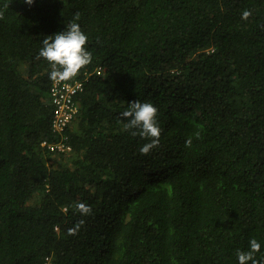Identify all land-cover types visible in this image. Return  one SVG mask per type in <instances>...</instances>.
<instances>
[{
  "label": "trees",
  "instance_id": "1",
  "mask_svg": "<svg viewBox=\"0 0 264 264\" xmlns=\"http://www.w3.org/2000/svg\"><path fill=\"white\" fill-rule=\"evenodd\" d=\"M77 13L70 80L92 74L53 154L38 52ZM138 99L147 154L120 115ZM251 239L264 264V0H0V264H238Z\"/></svg>",
  "mask_w": 264,
  "mask_h": 264
},
{
  "label": "clouds",
  "instance_id": "2",
  "mask_svg": "<svg viewBox=\"0 0 264 264\" xmlns=\"http://www.w3.org/2000/svg\"><path fill=\"white\" fill-rule=\"evenodd\" d=\"M29 5L35 0H25ZM250 15L245 10L242 18L246 19ZM76 18L66 23L62 31L55 34L46 35L42 40V47L39 49V57L44 58L50 64L51 71L48 76L52 81L68 80L74 77L78 71L91 62V53L85 47L88 40L87 34L82 31L81 26L76 22ZM158 109L150 102H142L139 99L129 103V106L120 114L126 119V128L134 130L133 135L139 134L141 137L149 139L143 144L139 151L147 154L152 148L159 144L160 128L156 115ZM77 208L87 213L89 208L83 203L77 204ZM261 249V243L256 239L249 241V248L246 251H237L238 264H259L254 258V254Z\"/></svg>",
  "mask_w": 264,
  "mask_h": 264
},
{
  "label": "built area",
  "instance_id": "3",
  "mask_svg": "<svg viewBox=\"0 0 264 264\" xmlns=\"http://www.w3.org/2000/svg\"><path fill=\"white\" fill-rule=\"evenodd\" d=\"M96 73L102 74V67L97 68ZM85 74L83 79L53 81L49 88L53 105L52 128L57 137L54 140H45L42 145L53 154H68L73 151L70 131L80 110V95L84 92L86 81L92 73Z\"/></svg>",
  "mask_w": 264,
  "mask_h": 264
},
{
  "label": "rangeland",
  "instance_id": "4",
  "mask_svg": "<svg viewBox=\"0 0 264 264\" xmlns=\"http://www.w3.org/2000/svg\"><path fill=\"white\" fill-rule=\"evenodd\" d=\"M49 99H50V96H49ZM51 101V100H50Z\"/></svg>",
  "mask_w": 264,
  "mask_h": 264
}]
</instances>
